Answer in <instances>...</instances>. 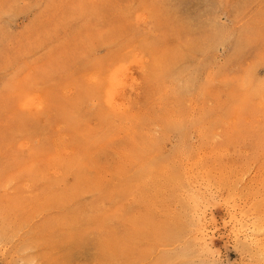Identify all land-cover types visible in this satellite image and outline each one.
<instances>
[{
  "label": "rangeland",
  "instance_id": "374dc122",
  "mask_svg": "<svg viewBox=\"0 0 264 264\" xmlns=\"http://www.w3.org/2000/svg\"><path fill=\"white\" fill-rule=\"evenodd\" d=\"M0 264H264V0H0Z\"/></svg>",
  "mask_w": 264,
  "mask_h": 264
}]
</instances>
